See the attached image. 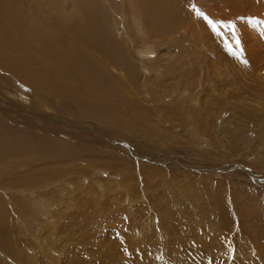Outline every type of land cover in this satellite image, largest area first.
I'll return each mask as SVG.
<instances>
[{"label": "rangeland", "instance_id": "374dc122", "mask_svg": "<svg viewBox=\"0 0 264 264\" xmlns=\"http://www.w3.org/2000/svg\"><path fill=\"white\" fill-rule=\"evenodd\" d=\"M0 26L95 69L63 89L0 43V264H264V0H0Z\"/></svg>", "mask_w": 264, "mask_h": 264}, {"label": "bare ground", "instance_id": "6f19581e", "mask_svg": "<svg viewBox=\"0 0 264 264\" xmlns=\"http://www.w3.org/2000/svg\"><path fill=\"white\" fill-rule=\"evenodd\" d=\"M164 3V2H163ZM172 4V3H171ZM78 6V5H77ZM176 9V8H175ZM174 9V10H175ZM77 10V9H76ZM171 12V11H170ZM173 13V12H172ZM174 14V13H173ZM179 14V13H176ZM74 20V19H73ZM71 21L70 25H66V32L68 33L69 36L71 37H78L79 39L80 36L79 34H77L76 31H73L74 27L72 26L74 21ZM92 24L90 25L89 28H82L83 31L89 32V35L92 36L90 33H92L95 30V26L93 27V24H95V20H92ZM78 24V23H77ZM85 24V23H84ZM79 25V24H78ZM76 25V26H78ZM75 26V25H74ZM87 26V25H86ZM85 26V27H86ZM1 27V26H0ZM23 27V26H22ZM76 28V27H75ZM79 28V27H78ZM77 29V28H76ZM31 30V29H30ZM13 31V30H12ZM65 32V33H66ZM39 33V32H38ZM37 33V34H38ZM66 33V34H67ZM25 34V33H24ZM23 35V34H22ZM22 35H20L17 38V43H7L6 42H2L0 40V43L2 44V49H3V45H5L4 51H8L10 53H15V56H17V54H23V52L26 51V48L29 46L28 44L30 43V51L32 50V53L34 54V58L35 61H45L46 59H52V61H45V62H50V66L51 69H49L48 67H44L40 64V66L38 67L37 71L34 73L36 75L37 78L39 79H44L45 78V83L46 84H51L53 82H60L61 87L64 86L63 89H68V87L70 86L71 83H73L72 80V76H77L79 78H89V76L84 73V68H89L90 71H93L95 69L91 68L92 66L91 63L89 61H86L82 56V54L77 53L76 56L72 55L71 51L69 50V48L67 47H62V45L64 44L62 42L61 44V38L58 35V37L56 39L50 38L49 40L41 36H38V39H34L33 43H31V41L25 39L22 37ZM40 35V33H39ZM15 36V35H14ZM54 36V35H53ZM96 36V35H95ZM26 37V36H25ZM31 40V39H30ZM83 41V40H82ZM82 41L78 40V46H82L83 44L81 43ZM93 40L90 41V43L86 40V43L83 45V47H86L87 49L90 48V44ZM95 43V40H94ZM93 43V44H94ZM91 44V45H93ZM96 44V43H95ZM97 45V44H96ZM99 45V44H98ZM1 47V46H0ZM98 48V47H96ZM28 49V50H29ZM82 50H84L83 48H81ZM90 50V49H89ZM8 53V52H7ZM28 53V52H27ZM31 53V52H30ZM87 53V52H85ZM25 55V54H24ZM11 56L13 57V54H11ZM27 56V55H26ZM89 57V56H88ZM9 58V57H8ZM26 58V57H25ZM37 58V59H36ZM27 60V59H26ZM33 60V59H31ZM30 60V61H31ZM34 61V60H33ZM8 63L11 64L12 67H14V70H16V72H21V70L23 68H26L25 66L28 64L27 62H23L20 61V58H15L14 60L7 61ZM32 62V61H31ZM94 62V61H93ZM30 63V62H29ZM34 63V62H33ZM56 66L60 69H62V75H60L59 73L57 74V70H56ZM11 67V69H12ZM29 68V67H28ZM53 68V70H52ZM83 69V70H82ZM60 71V72H61ZM68 72H70L71 74H68ZM35 75L33 77H35ZM29 80V79H28ZM33 80V79H32ZM39 82V81H38ZM94 82V81H93ZM114 82V81H113ZM117 83V82H116ZM97 84V83H96ZM99 84V83H98ZM97 84V85H98ZM116 86V85H115ZM77 87V86H76ZM75 87V88H76ZM86 87V86H85ZM94 87V86H93ZM98 88V87H97ZM74 88H72L71 90H69L70 92L73 90ZM94 89V88H93ZM99 89V88H98ZM51 90V89H50ZM85 90V89H84ZM91 90V89H90ZM89 90V91H90ZM48 91V90H47ZM107 91V90H106ZM80 91H78L79 93ZM99 92V91H98ZM95 92V93H98ZM105 92V91H104ZM82 93V92H80ZM87 93V92H86ZM85 94V93H84ZM88 94V93H87ZM91 94V93H90ZM86 96V95H85ZM84 97V96H83ZM96 98V97H95ZM109 101V100H108ZM6 111V110H5ZM3 138V137H2ZM109 256V254H104L103 258L107 259Z\"/></svg>", "mask_w": 264, "mask_h": 264}, {"label": "snow or ice", "instance_id": "6c2138e0", "mask_svg": "<svg viewBox=\"0 0 264 264\" xmlns=\"http://www.w3.org/2000/svg\"><path fill=\"white\" fill-rule=\"evenodd\" d=\"M197 14L198 15H203V13H200V12H198ZM209 24H212V21H209ZM212 27L215 29L216 25L212 24ZM228 27L231 29V28H233V25L229 24ZM233 39H234V42H235L237 48H239L240 40L235 37V33L234 32H233ZM233 54L235 55L237 53L234 52ZM245 63H247V61H245Z\"/></svg>", "mask_w": 264, "mask_h": 264}]
</instances>
